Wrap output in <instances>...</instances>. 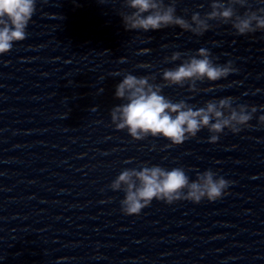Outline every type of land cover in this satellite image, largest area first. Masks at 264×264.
<instances>
[{
	"label": "clouds",
	"instance_id": "1",
	"mask_svg": "<svg viewBox=\"0 0 264 264\" xmlns=\"http://www.w3.org/2000/svg\"><path fill=\"white\" fill-rule=\"evenodd\" d=\"M177 2L122 0V8L130 10L120 12L123 26L126 31L143 32L175 26L195 36H202L220 24H230L239 36L264 31V7L254 9L250 0H209L210 11L203 16L193 12L190 19L176 14ZM36 4L37 0H0V55L10 52L15 42L26 39V29L37 10ZM240 9L244 11L241 13ZM184 11L187 13L188 9ZM212 21L216 23H210ZM141 51L148 52L149 49ZM182 56L186 58L176 67L162 70V83L155 82V74L136 76L127 73L123 76L115 87L114 96L124 102L110 111L111 123L117 131L126 130L136 141L149 136L162 137L170 142L166 147H171L196 137L202 129L210 133L208 142L215 144L226 129L238 134L245 128L264 126V115L258 116L256 125L250 123L257 113V106L236 104L237 98L232 96L210 99L203 107L185 100L173 102L166 97L164 87L184 88L187 85V91L195 94L201 91L198 82H216L238 71L232 61L222 65L215 63L211 51L203 47L192 54L173 52L170 57H165V62L179 61ZM123 60L121 58V62ZM212 90V87L203 89L205 92ZM232 183L212 169L197 172L195 179H190L183 167L167 169L145 164L139 168H124L108 187L124 193L120 210L124 215L133 216L139 215L154 199L168 205L178 201L199 204L204 199L213 202L226 195Z\"/></svg>",
	"mask_w": 264,
	"mask_h": 264
}]
</instances>
